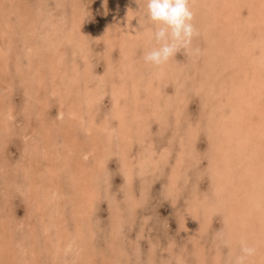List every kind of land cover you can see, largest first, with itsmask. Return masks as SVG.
Here are the masks:
<instances>
[{"label":"rangeland","instance_id":"1","mask_svg":"<svg viewBox=\"0 0 264 264\" xmlns=\"http://www.w3.org/2000/svg\"><path fill=\"white\" fill-rule=\"evenodd\" d=\"M222 1L191 0L200 54L157 67L148 0H0V264H235L242 241L264 264V72L226 64L264 0Z\"/></svg>","mask_w":264,"mask_h":264},{"label":"clouds","instance_id":"2","mask_svg":"<svg viewBox=\"0 0 264 264\" xmlns=\"http://www.w3.org/2000/svg\"><path fill=\"white\" fill-rule=\"evenodd\" d=\"M148 17L155 22L154 33L158 47L148 52L144 59L153 66H162L175 57L181 50L199 55L200 49H192L193 38L199 31L193 23L194 12L191 0H148ZM257 249L241 242L242 255L236 258L235 264H245L248 257L256 254Z\"/></svg>","mask_w":264,"mask_h":264},{"label":"bare ground","instance_id":"3","mask_svg":"<svg viewBox=\"0 0 264 264\" xmlns=\"http://www.w3.org/2000/svg\"><path fill=\"white\" fill-rule=\"evenodd\" d=\"M222 1V0H221ZM201 2H202V0H201ZM204 2V1H203ZM223 2V1H222ZM227 2V1H226ZM228 2H230L229 0H228ZM227 2V3H228ZM236 2V1H235ZM245 2H248L247 0L246 1H244V3ZM250 2V1H249ZM207 3H209V1L207 2ZM210 3H211V0H210ZM224 3V2H223ZM222 3V4H223ZM244 3L242 4V5H244ZM256 3V2H255ZM201 4V3H200ZM219 4V2L218 1H216V2H213L211 5H212V7L213 8H215L216 9V6ZM236 4H238V3H236ZM257 4V3H256ZM203 5H205V4H203ZM214 5V6H213ZM220 5H221V2H220ZM226 5V4H225ZM228 5V4H227ZM230 5H232V4H229V6ZM234 5V4H233ZM240 5V4H239ZM239 6L240 7V9L242 10L243 9V7H245V6ZM199 6V5H198ZM206 6V5H205ZM208 6H209V4H208ZM202 7V6H201ZM217 7H219V6H217ZM235 7V6H234ZM236 7H238V6H236ZM209 8H210V6H209ZM230 8V7H229ZM253 8V7H252ZM193 9H195V8H193ZM223 9H225V7H223ZM235 9V8H234ZM199 10H201L200 8H199ZM202 10H203V7H202ZM216 10H218V8L216 9ZM212 11H214V10H212ZM235 11V10H234ZM234 11H233V9H231L230 8V10L229 11H227L225 14H228V15H232L233 13H234ZM236 11H237V9H236ZM223 12H225L224 10H223ZM260 12H261V10H260ZM210 13V12H209ZM250 14H248V15H246L247 17L245 18V24H246V26L248 27L247 29H250V26H252L253 24H254V21H252L253 20V18H252V15L253 14H251V12H249ZM259 13V12H258ZM264 14V13H263ZM234 15V14H233ZM257 14H255L254 15V18H255V16H256ZM222 16V15H221ZM207 17V16H206ZM231 17V16H230ZM257 17V16H256ZM204 18V17H203ZM222 18V17H221ZM228 18V17H227ZM195 19V18H194ZM230 19V18H229ZM225 20H226V18H225ZM224 20V21H225ZM256 20V19H255ZM214 22V21H213ZM253 23V24H252ZM224 24V23H223ZM228 25V24H227ZM250 25V26H249ZM234 24L233 25H229V27L227 28V33H226V35L228 34V37H227V41H229L230 39H231V41H235V44L237 45V43H239V42H237L236 40H235V34H237V30H236V32H234L233 31V28H234ZM258 26H259V24H258ZM255 28L257 27V26H254ZM260 28V27H259ZM230 29H232V31L230 30ZM245 31V30H244ZM247 31H249V32H251L250 30H247ZM249 32H247L248 33V35H250V33ZM253 32V31H252ZM251 32V33H252ZM257 32V31H256ZM255 33V32H254ZM219 34H220V36L222 35V32H220V33H217V36L215 37V38H212V45H210V47H211V51L213 52V54L209 57V62H211L210 60H215V59H218V58H220L219 56L220 55H222L223 54V52H225V53H227L226 52V49H225V43L227 42L226 40H225V42H224V44L221 46V43L219 42V40H220V36H219ZM238 35V34H237ZM240 35V34H239ZM260 36H262V39H260ZM240 37V42H242L243 43V41H242V39L245 41V39H246V37H243V35H240L239 36ZM250 37H251V35H250ZM247 42H248V44H245V47L244 46H242L241 44H240V49L239 50H236V52H235V54H237V56L239 55L240 56V58H241V61H237L238 63H235L236 62V60L234 59L235 57L233 56V52L232 53H227V55L226 56H229V57H231V59H230V61L229 62H227L226 64H231V65H233V66H239V65H241L242 66V64H244V63H250L249 64V66L251 65V68L249 69V70H245V73H244V71H243V73H241L242 75H241V82L243 83L246 79L248 80H250V79H252L253 78V76L255 75V74H257V76H255V77H259V74H262V72H264V30H261L260 31V33H259V36H257L256 37V42L255 43H253V44H250V41L251 40H249V38L246 40ZM247 42H245V43H247ZM1 43V42H0ZM232 44H234V43H232ZM227 45V44H226ZM235 45V46H236ZM235 46L233 47V49H235ZM259 46V47H258ZM209 47V48H210ZM256 47L257 48H260V50L259 51H256L255 52V50H256ZM0 48H1V44H0ZM230 48V47H229ZM130 50V49H129ZM241 51V52H240ZM228 52H229V50H228ZM255 52V53H254ZM259 52V53H258ZM224 53V54H225ZM254 53V54H253ZM219 54V55H218ZM229 54V55H228ZM205 56V55H204ZM223 56H225V55H223ZM207 57V56H206ZM219 60V59H218ZM207 61V62H208ZM211 63H213V62H211ZM196 64V63H195ZM237 64V65H236ZM248 65V64H247ZM195 66H197V65H195ZM217 66V64L216 63H214V67H216ZM218 67V66H217ZM204 68V67H203ZM234 68V67H233ZM221 68H219V70H220ZM251 70H253V73H251L252 71ZM251 71V72H250ZM205 72H208V71H205ZM211 72V71H210ZM209 72V73H210ZM221 72V71H220ZM251 73V74H250ZM212 75V74H211ZM233 77V76H232ZM208 78V77H207ZM211 79H212V77H211ZM210 80V78L208 79V81ZM259 80V79H258ZM200 81H202V80H200ZM212 81H213V79H212ZM254 81H256V80H254ZM260 82V81H259ZM198 83V82H197ZM204 83H206V85H208L207 84V81L205 80V82ZM204 83H202V84H204ZM261 83H263V82H261ZM200 84H201V82H200ZM213 84V83H212ZM248 85V84H247ZM255 85V84H254ZM220 86V85H219ZM253 86V85H252ZM256 86V85H255ZM258 86H260V85H258ZM264 86V85H263ZM209 87V86H208ZM211 87V86H210ZM210 87L208 88L209 90H212V89H210ZM217 87V86H216ZM205 88V87H204ZM203 88V89H204ZM253 88V91H254V86L252 87ZM214 89V88H213ZM221 89V88H220ZM246 89L248 90V88L246 87ZM205 90V89H204ZM207 90V89H206ZM205 90V91H206ZM218 90V89H217ZM212 91H214V90H212ZM204 92V91H203ZM257 92V91H256ZM153 93V92H152ZM211 93V92H210ZM216 93V92H215ZM233 93L235 94V91H233ZM212 94V93H211ZM220 94V93H219ZM153 96V95H152ZM220 96V95H219ZM218 96V97H219ZM230 96V95H229ZM155 97V96H154ZM221 97V96H220ZM233 97V96H232ZM247 98H250L251 99V101H252V98H254L253 97V92H248V95H247ZM222 99V98H221ZM232 99V98H231ZM250 99H249V102H251L250 101ZM158 102H159V100H158ZM184 102V101H183ZM227 102V101H226ZM222 103V102H221ZM248 104H250V103H248ZM219 105H221V104H219ZM239 105V104H238ZM128 106V105H127ZM126 106V107H127ZM241 106V105H240ZM127 108H129V106L127 107ZM122 109V108H121ZM264 109V108H263ZM124 111V110H123ZM123 111L121 112V113H123ZM125 111H128V110H125ZM224 112V111H223ZM129 112H127V115H129L128 114ZM222 113V112H221ZM60 115H62L63 113L62 112H60L59 113ZM73 114V113H72ZM262 114L264 115V112L262 111ZM213 115V114H212ZM211 115V116H212ZM126 117H128V116H126ZM238 117V116H237ZM241 116H239V118H240ZM180 120V119H179ZM234 124H236V123H234ZM195 127V126H194ZM196 128V127H195ZM244 130V133H250V136L253 134V133H251L252 132V130H251V128L250 127H248V128H244L243 129ZM129 131V130H128ZM243 132V131H242ZM121 133V132H120ZM125 133H127V131L125 132ZM259 137H260V135H259ZM258 137V138H259ZM256 138V137H255ZM245 139V138H244ZM258 140V139H257ZM257 140H252V141H254V142H252V141H250V142H252V144H251V146L255 143V141H257ZM121 141H122V139H121ZM230 141V140H229ZM241 142V141H240ZM130 144V143H129ZM232 146V145H231ZM251 146H248L247 148H246V150L247 151H251L252 149L250 148ZM187 150V149H186ZM245 150V152H243L242 154H241V156H242V158L243 159H245L246 160V156H247V151ZM90 151H92V150H89V152ZM89 152H85L84 153V157H87L88 155V153ZM239 152V151H238ZM247 152V153H246ZM235 153H232L231 152V154L229 153L228 154V158H225V159H228L227 161H226V163H225V165H227V167L229 166V168H231V169H234L235 170V172H244L243 171V169H245V167H253V169H254V167H256L257 169L258 168H260L259 167V164H255V162H253V160L251 159V160H249V164H247V166H245V165H242V168L243 169H240V165H239V163H236L235 162V155H234ZM218 156V155H217ZM251 161V162H250ZM232 163V164H231ZM255 168V169H256ZM236 174V173H235ZM234 178H235V175H234ZM232 188V187H231ZM226 189V188H225ZM231 191V190H230ZM234 191V190H233ZM236 191V190H235ZM219 192L221 193V190L219 189ZM256 192H257V190H256V188L254 187V186H251L250 188H248V190L241 196V197H239L238 195H236L237 196V199L236 200H238L239 202H241V200H243L244 202L245 201H250L251 200V198H252V196H254L255 194H256ZM235 194V193H234ZM240 198V199H239ZM257 202H259V201H257ZM216 203V202H215ZM242 203V202H241ZM229 205V204H228ZM224 206V205H223ZM231 206H233V205H231ZM248 206V205H247ZM118 209H120V208H118ZM117 209V210H118ZM213 209V208H212ZM237 211H239V210H237ZM240 212V211H239ZM192 213V212H191ZM211 214H212V212H211ZM246 220V219H245ZM192 223V222H191ZM235 224V223H234ZM240 224V223H239ZM233 226V225H232ZM231 225H230V227H232ZM240 226H241V224H240ZM242 227V226H241ZM240 227V228H241ZM234 228V226L231 228V229H233ZM239 229V228H238ZM258 229V228H257ZM242 230H243V228H242ZM246 230V229H245ZM229 231V230H228ZM232 231V230H231ZM236 230H234V232H235ZM233 234V233H232ZM252 234H253V232H252ZM236 235V234H235ZM244 235V234H243ZM244 236H246V235H244ZM69 238V237H68ZM249 238H251V237H249ZM248 239V238H247ZM71 240V239H70ZM245 241V240H244ZM250 241V240H249ZM256 241V240H255ZM248 243V242H247ZM246 243V244H247ZM240 248V247H239ZM237 256V255H236ZM219 258V257H218Z\"/></svg>","mask_w":264,"mask_h":264}]
</instances>
